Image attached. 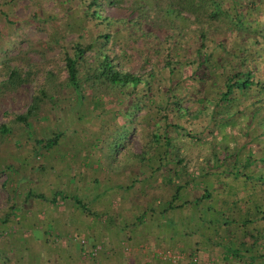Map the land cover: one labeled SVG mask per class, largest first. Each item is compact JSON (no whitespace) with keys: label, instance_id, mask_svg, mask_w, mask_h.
Here are the masks:
<instances>
[{"label":"rangeland","instance_id":"rangeland-1","mask_svg":"<svg viewBox=\"0 0 264 264\" xmlns=\"http://www.w3.org/2000/svg\"><path fill=\"white\" fill-rule=\"evenodd\" d=\"M130 2L131 0H123L120 4L117 3L115 5L104 3L101 5L100 14L108 20L121 17L132 19L137 14L135 12H129V10L126 12ZM261 7L260 14L258 10ZM211 12L217 14L216 20H218L219 16H226V20H228L225 24V29L207 30V32H210L209 38L212 41L208 47H210L209 50L214 49L216 60L221 52L215 49L213 42L214 44L222 42L226 48L231 49L236 44V39L238 40L236 36H239L241 39L254 36V22H257L260 27L264 24V0H230L228 1V7H225V9L214 4ZM254 16V19L257 21L253 22ZM82 17L83 8L77 0H15L12 3L9 0H0V67L8 60H11V66L16 63L24 72L30 73L28 83L15 91L5 89L0 85V124H7L12 121L13 116L23 114L26 111L31 103L32 96L37 93V90L43 84L46 71L52 73L54 83H63L66 78V72L63 69L62 48H68L73 42L78 41L80 37H83V42H88L100 30H105L109 33L113 32L111 40L107 43L112 53L118 54L123 48V45L129 44L128 33L123 30H116L117 26L114 24L107 28L106 26L97 27L98 23L84 18V24L82 23L83 27H78V25H81ZM44 20H46V23H44ZM38 21L40 23H37ZM153 27L154 24L144 23L143 28L145 31H152L155 37L161 39L165 34L164 31L159 29L154 30ZM206 29L207 27L201 30L205 31ZM231 29L234 31L237 30L238 35L230 31ZM224 31H226L225 34ZM193 39L198 40L199 36L194 35L190 38V40ZM143 40L141 38L136 40L137 44L134 47L138 48L139 51H129V47L125 49V52L132 55L135 62L138 63H140L139 54L144 56L145 53L151 51L149 46L144 44ZM156 41L158 40L154 41L150 39L148 43ZM188 42L192 46H195V42ZM186 46L185 48L188 50L189 48ZM257 48H259L258 45ZM191 49L193 50L194 47ZM154 58L152 56L151 61L147 58L149 66L153 64L152 60ZM86 60L91 61L90 57H87ZM134 65L136 66V63ZM212 72L213 70L210 69L209 74H212ZM258 75L264 79V64L258 71ZM219 79L221 80V78ZM5 80V75L0 76V84ZM202 81L205 82L200 84ZM190 82L194 83L196 88H198V85L204 86V84L207 90L210 88V85L216 87V84L211 83L210 80L205 78L191 79ZM256 84L254 83V86L240 85L238 90L242 94L237 97L231 95L225 96L218 104L207 93L197 97L196 104L199 108V114L206 115V118L202 119L205 121V124L198 129L193 125L194 120H198L199 118L197 113L194 115L190 114V116H186V113H184L181 116L183 122L180 120V123L173 122L174 125H170L177 132L185 127L184 124L187 121V126L191 125L190 130H192V133L189 130H185L187 133L183 137H188L189 141L192 140L191 143L202 142L205 144V161L204 163L200 162L196 165V175L189 174L188 185L185 180H181V192H189V190L190 192H200L201 188L203 192H251L250 194H246V197L250 195L251 199L249 200L253 201L256 199L258 204L263 202L261 204L262 208L256 206L254 208L257 212L264 214V152L259 154L260 157L255 156L252 161L248 160L246 169L250 171L240 170L237 161L235 162L236 168H233L232 164L238 152L241 150L240 146H236V138L246 137L243 159L249 153L247 147H250L252 144H254L253 147H256L258 141L261 142V140H263L262 143L264 145V123L261 124L259 128L261 134L258 133L256 139H250L251 129L248 123L250 121L255 124L256 118H261L264 121V109L262 108L264 97L259 94L257 96H250L249 94L246 96L243 95L250 88L257 90L258 87ZM68 93L66 88L60 87L55 101H47L42 104L38 116L30 118L29 126L24 128V130L22 129L20 133H0V137H4L3 144L0 148H3L5 143H10L12 147L20 148V154L17 156L15 155L14 149L6 151L9 153L14 151L13 154H6L4 156L5 151L2 149L0 151V154L2 152L0 155V166L9 160L11 162L13 161L20 168H23V170H25L24 165L28 170L31 168L30 171L33 172L31 181L33 184L29 187L32 189V192H41L43 198L49 203L52 201L50 199H53L55 196L54 193L56 190L61 189L56 199L61 198L67 203L76 201L78 204L80 203L81 207L79 208L81 210H86V206L88 207L91 201H106L111 203L113 199H116L115 196L121 192H131L132 190L134 192H142L144 189L143 194L146 195L148 194L147 192H157L156 196L171 193L167 188L164 189L162 185H174V175L167 172L165 167H162L161 170L157 169L160 164L163 166L167 164V157L171 155L170 151L166 154L167 157L165 158H154L147 155L145 157L146 161H144L146 170L144 169L143 171L140 165L139 167L141 168L137 167L133 170L131 172L132 175L126 174L127 166H129L128 163L133 158L132 152L140 151L144 136L142 135L143 131L140 129L134 135L133 133L131 134L130 129L126 126H121L122 121L120 118L118 121L116 120L117 123L112 118L114 117L113 114H118L117 112L119 110L117 112L116 110L118 105L120 107L122 106L121 100H119V104L116 102L114 105H107L105 100L100 102L94 100L93 103H90L88 102V97H85L87 100H82L78 92H74V100L72 96L67 95ZM137 103L135 102L131 105L132 110H137ZM235 105L237 106L236 111L228 108ZM185 106L192 107V104H184L183 107ZM252 106L257 107L256 112H254L253 116L248 115L247 120L245 113L252 112L250 110ZM97 110L102 111L101 113L103 115L100 113L96 115ZM128 117L133 121L135 119L130 113H128ZM242 121H245V124ZM59 131L64 134L58 141V144L54 147H44L45 139ZM178 134H180V137L182 136V133ZM39 139H42L43 143L36 141ZM185 142L183 141V143ZM188 145L186 142L185 148ZM195 151L196 148L193 147L192 153ZM22 152L24 154H21ZM80 152L87 155L90 162L75 159L81 156ZM94 162H96L101 174L102 172H108L110 174L109 171L115 174L117 172L125 173L127 180H124V183L126 184H123V186L114 185L117 178L110 179L109 181L106 180V177L100 178V181L84 178V182L82 181V184H84L82 190L90 193L87 196H83V193L75 192L71 188L73 179L70 178V175L81 176L80 173L84 169L92 168ZM5 167L0 168V173H7ZM11 167L14 168L15 165L12 163ZM194 167V165L191 166L193 169ZM8 168L10 169V167ZM145 173L146 176L143 175ZM117 176L121 178L122 174ZM128 176H132L133 178ZM248 176L249 178L247 179L246 177ZM235 179L238 180L239 185H237ZM86 181L90 184L86 183ZM63 183H66V190L62 188ZM189 186L192 189H189ZM129 187L131 188L129 189ZM253 192L257 193L252 194ZM218 196L213 194L210 202L205 199L202 203V209L198 213H195V215L190 213V210L187 214L186 209H184L185 205L166 213L169 216V223H173L172 225L176 230L184 231L187 234V238H193L191 236L193 230H186L188 224L183 226L182 223L186 222L188 218H199L202 223L197 221L195 232H198L196 230L197 228H206L207 226H211L214 230H217L218 233L215 232L216 234H213V231L210 230L212 235L209 236V240L205 236L204 241H210L211 238V243L215 244V246L220 248L230 258L228 262L231 264H244L247 260H251L254 264H264V247L261 245L264 242V218L258 224L251 222V225L241 227L240 225H243L242 219L245 217L247 210H243V206L247 200L240 201L239 206H232L231 204L226 206L227 203L222 207H218ZM221 196L226 197V194L222 193ZM150 197H152L150 199L151 201L157 199L154 198V195H150ZM180 197L177 200L178 204H182L183 201L182 196ZM131 199L136 205H139L140 202L137 194L129 196V201ZM243 203L244 205H241ZM215 204H217V207ZM197 205L199 204L197 203ZM197 205L193 201V206ZM248 205L251 211L250 218L252 219L255 217L254 208L253 205ZM178 215L182 218L178 217ZM174 217L177 218L173 220ZM237 221H241V224ZM209 222H211V225H208ZM204 223H207V225ZM236 228L239 230L237 233ZM245 230L249 233L247 243L241 240H235L236 236L241 238ZM256 233H259L260 239L251 248L250 244L253 239H256ZM195 235L198 236L199 243L192 250V253L186 254L182 249L175 247L162 250H166V252L173 253L176 256L174 263L180 262L184 259L183 255H187L191 264H213L214 258L203 262L199 257V250L201 251L204 247L201 245L207 246L208 242L204 243L202 241L201 243L199 234L196 233ZM80 238L84 239L86 236L83 234L80 235ZM76 244H78V247L80 246L79 239L76 240ZM141 248L143 253L147 252L146 255H149L154 249V247L148 245H144ZM29 260L31 261V258Z\"/></svg>","mask_w":264,"mask_h":264},{"label":"trees","instance_id":"trees-1","mask_svg":"<svg viewBox=\"0 0 264 264\" xmlns=\"http://www.w3.org/2000/svg\"><path fill=\"white\" fill-rule=\"evenodd\" d=\"M14 1L9 0L10 3ZM122 1L77 0L83 8L82 22L78 27H83L84 18L98 23L97 27L106 26L107 28L114 24L117 26L116 30H123L128 33L129 44L123 45L118 54L112 53L107 43L111 40L113 32L109 33L105 30H100L88 42H83V37H80L78 41L73 42L68 48H62L63 69L66 72V78L63 83H54L52 73L46 71L44 82L37 90V93L32 96L31 103L26 111L23 114L13 116L12 121L9 123L0 124V133L6 134L12 132L13 134H17L22 129L24 130V128L29 126L30 118L38 116L42 104L47 101H55L60 87L66 88L69 92L67 95L72 96L73 100L74 92L80 93L79 95L82 100H87L85 97H88V102L90 103H93L94 100L97 102L105 100L107 105H114L116 102L119 104V100H121L122 106L118 105L116 110V112L119 110L118 114H113L114 117L112 118L116 123L120 118L122 121L121 126L123 125L130 129L131 134L133 133L134 135L140 129L143 131V134L142 132L141 134L144 136L140 151L132 152L133 158L128 163L129 166H127L126 174L132 175L131 172L140 165L142 168H139L143 169V171L144 169L146 170L144 161H146L145 157L147 155L154 158H165L167 157L166 154L170 151L171 155L167 157V164L164 166L160 164L157 169L161 170L162 167H165L167 172L174 175V185L163 184L162 186H164V189L167 188L171 191V202L176 208H180L183 205L186 206L188 203L185 201H182V204L177 203V200L182 196L180 191L182 187L181 180L183 179L187 185L189 184L187 182L189 174H195L197 172L196 165L200 162L204 163L206 152L204 150L205 144L202 142L191 143L192 140L189 141L188 137H183L187 133L185 130H189L192 133V130H190L191 125L187 126V121H185V127L177 132L171 126L174 125L173 122L180 123L181 116L184 113H186V116L197 113L199 118L198 120H194L193 125L197 129L202 127L205 124V121L202 119L206 118V115L199 114L196 101L197 97L206 93L218 104L225 96L231 95L237 97L242 94L238 90L240 85L254 86V83H257L259 91L258 89L253 90L250 88L243 95L257 96L259 94L264 97V79L258 75V71L264 64V24L260 27L257 22H254L257 21L254 19V16V36L244 39L236 36L238 40L236 39L237 42L231 49L226 48L222 42L215 44L213 42L215 49L221 52L216 60L214 49L209 50L210 47H208L212 41L209 38L210 32H207V30L225 29L224 27L228 20H226V16H219L218 20H216L217 14H213L211 9L214 4L225 9V7H228V1L230 0H131L126 12L128 10L129 12H135L137 15L134 18L121 17L108 20L101 16V5L104 3L115 5L117 3L120 4ZM261 10L262 7L258 10L260 14ZM37 23H40V21ZM44 23H46V20H44ZM144 23L154 24L153 29L164 31V36L158 39L152 31H145L143 28ZM155 25L157 26L155 27ZM205 27H207L205 31L201 30ZM230 31L238 35L237 30L231 29ZM194 35L199 36V39L190 40ZM140 38L144 39V44H147L151 51L145 53L144 56L139 54L140 63H138L135 62L132 55L125 52V49L129 47V51H139L134 46L137 44L136 40ZM150 39L158 41L148 43ZM188 41L195 42V46L189 44ZM185 45L189 48L188 50L185 48ZM257 45L259 48H257ZM192 47L195 50H192ZM152 56L155 58L152 60L153 64L149 66L147 58L151 61ZM87 57H90L91 61L86 60ZM10 63L11 60H8L0 67V76L5 75L6 77V80L0 85L5 89L15 91L28 83L30 73L24 72L16 63L13 66ZM134 63H136V66ZM210 69L213 70L212 74H209ZM195 78L208 79L211 83L216 84V87L210 85V88L207 90L204 84V86L198 85V88H196L194 83L190 82L191 79L194 80ZM204 82L202 81L200 84ZM206 82L208 83V81ZM135 102H138L136 111L132 110L131 106ZM188 103L192 104V107H189L190 105L183 107L184 104ZM262 105L264 109V101ZM228 108L236 111L237 106H230ZM256 109L257 107L252 106L250 109L252 112L245 113V118L248 120V115L253 116ZM101 112H96V115L102 114ZM128 113L133 115L134 121L130 120ZM181 122L183 121L181 120ZM244 122L242 121V123ZM248 123L251 129L250 139H256L258 133L261 134L259 128L264 121L261 118H256L255 124L250 121ZM178 133H182V136L180 137ZM63 134L61 131L53 133L51 137L45 139L44 147L56 146L60 138L63 137ZM245 138V136L244 138L243 136L242 138H236V146H240L241 150L238 152L235 161L232 162L233 168H236L235 162L237 161L242 171L247 170L246 163L248 160L252 161L255 156H259V154L264 152L263 140H261V142L258 141L256 147H253L254 144L247 147L249 153L243 159L245 151L243 149L246 145H244ZM180 139L182 140L180 141ZM3 140L4 137H0V147L3 144ZM36 141L43 143L42 139ZM183 141L189 144L186 148V142L183 143ZM193 147L196 148L194 153H192ZM240 162L241 164H239ZM193 165L195 166L194 169L191 168ZM114 172L116 171L114 170ZM143 175L146 176V173ZM246 178L248 179L249 176ZM237 181L235 179V182ZM143 192L144 189L141 192L144 195L143 198L148 200L153 197L149 198L150 195H154L155 198L158 197L159 199L163 196V194L156 196L157 192H147V195L143 194ZM255 193L253 192L252 194ZM57 196L56 194L53 200ZM249 197L250 195L244 198L247 200L245 204V209L247 210L245 219H242L243 225H240L241 227L249 226L252 224L251 222L258 224L264 218V214L257 212L254 208L255 206L262 208L261 204L263 202L258 204L256 199L252 202L248 201ZM195 202L197 205L199 201ZM248 204L253 205L254 208L255 217L252 219L250 218L251 211L248 208ZM237 222L241 224V221ZM235 230L236 232L239 231L238 228ZM248 234L245 230L241 238L236 236V240L247 243ZM256 236V239H253L250 244L251 248L260 239L259 233H256ZM258 257L260 258V256Z\"/></svg>","mask_w":264,"mask_h":264},{"label":"crops","instance_id":"crops-1","mask_svg":"<svg viewBox=\"0 0 264 264\" xmlns=\"http://www.w3.org/2000/svg\"><path fill=\"white\" fill-rule=\"evenodd\" d=\"M2 149L5 151L4 156L14 153V151L6 152L11 151L10 149L15 150L16 156L20 154V148L12 147L10 143H5L0 151ZM80 153L81 156L75 159L90 162L87 155ZM12 163L15 165L14 168L11 167ZM4 166L7 173H0V264H191L187 255H183L184 259L180 262L174 263L159 259L155 251L158 247L160 250L175 247L182 249L186 254L192 253L199 243L196 233L201 237V243L208 242L207 246L202 244L201 246L204 247L201 251L199 250V257L203 262L214 258L213 264H231L228 262L230 258L227 254L211 243V238L210 241H204V238L207 237L209 240V236L212 235L210 230L213 234L218 233L217 230L207 226L197 228L198 232H195L197 221L201 222V219L188 218L182 223L183 226L188 224L186 230H193L191 234L193 238H187L184 231L176 230L173 223H169V216L166 213L179 209L171 202L170 192L153 201L143 198L144 195L141 192H134V190L121 192L111 203L91 201L89 204L86 202L89 204L88 207L86 206V210H81L80 203L76 201L67 203L62 199L53 200L61 189L56 190L55 196L49 203L43 198L41 192H32L29 187L33 184L31 168L28 170L24 165L25 170H23L9 160L0 168ZM92 166V168L84 169L79 177L70 175L73 179L71 188L75 192L83 193V196L90 193L82 190L84 178L99 181L102 177H106L107 181L117 178L114 185L126 184L124 183V180H127L125 173L115 174L109 171L110 174L108 172L101 174L96 162ZM119 174H122L123 179L117 176ZM86 183L89 182L86 181ZM62 188L66 190V183L62 184ZM188 188L192 189L190 186ZM222 193L226 194V197L221 196ZM250 193L203 192L201 188L200 192L189 190V192H181V195L182 200L188 202L184 208L187 214L190 210V213L195 215L202 209L205 199L211 201L213 194L219 195L218 207H222L227 203L226 206L229 204L239 206V202L245 200L246 194ZM134 194L139 197V205L132 201L133 197L129 201V196ZM193 201H199V205L193 206ZM215 206L217 207V204ZM245 208L244 205L243 210ZM178 217L182 218L180 215ZM176 218L174 217L173 220ZM204 224L207 225V223ZM208 225H211V222ZM83 234L87 238L84 239L89 240L93 246L99 245L101 248L93 252L80 244L78 247L76 240H81L80 235ZM144 245L154 247L149 255L141 251ZM247 262L254 264L251 260ZM247 262L244 264H248Z\"/></svg>","mask_w":264,"mask_h":264},{"label":"built area","instance_id":"built-area-1","mask_svg":"<svg viewBox=\"0 0 264 264\" xmlns=\"http://www.w3.org/2000/svg\"><path fill=\"white\" fill-rule=\"evenodd\" d=\"M80 245L83 246L84 248H90L93 252H97L101 248V246H99V245L93 246L86 239H81ZM155 253H156V256L162 260H169V261L174 262V260L176 259V256H174L173 253L166 252V250L163 251V250L158 249L155 251Z\"/></svg>","mask_w":264,"mask_h":264}]
</instances>
